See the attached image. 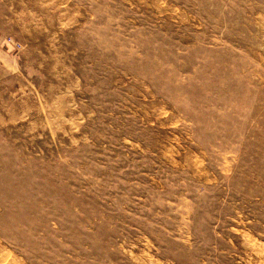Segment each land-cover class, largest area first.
Returning <instances> with one entry per match:
<instances>
[{
    "label": "rangeland",
    "instance_id": "374dc122",
    "mask_svg": "<svg viewBox=\"0 0 264 264\" xmlns=\"http://www.w3.org/2000/svg\"><path fill=\"white\" fill-rule=\"evenodd\" d=\"M0 264H264V0H0Z\"/></svg>",
    "mask_w": 264,
    "mask_h": 264
}]
</instances>
